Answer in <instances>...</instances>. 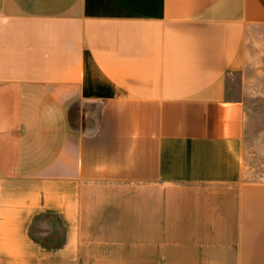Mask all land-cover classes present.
I'll use <instances>...</instances> for the list:
<instances>
[{
  "label": "crops",
  "instance_id": "1",
  "mask_svg": "<svg viewBox=\"0 0 264 264\" xmlns=\"http://www.w3.org/2000/svg\"><path fill=\"white\" fill-rule=\"evenodd\" d=\"M258 68L264 0H0V264H264Z\"/></svg>",
  "mask_w": 264,
  "mask_h": 264
},
{
  "label": "rangeland",
  "instance_id": "2",
  "mask_svg": "<svg viewBox=\"0 0 264 264\" xmlns=\"http://www.w3.org/2000/svg\"><path fill=\"white\" fill-rule=\"evenodd\" d=\"M259 70L264 71L258 68L250 74L254 96L245 100L247 126L243 146L244 177L253 181L264 180V78ZM228 88L234 96H238L242 88V75L230 76ZM91 108L87 103L76 104L71 112V125L80 128L81 115L84 117Z\"/></svg>",
  "mask_w": 264,
  "mask_h": 264
}]
</instances>
